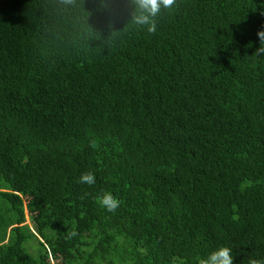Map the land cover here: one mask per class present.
I'll return each mask as SVG.
<instances>
[{"label":"trees","instance_id":"1","mask_svg":"<svg viewBox=\"0 0 264 264\" xmlns=\"http://www.w3.org/2000/svg\"><path fill=\"white\" fill-rule=\"evenodd\" d=\"M141 14L0 0V264H264V0Z\"/></svg>","mask_w":264,"mask_h":264},{"label":"clouds","instance_id":"2","mask_svg":"<svg viewBox=\"0 0 264 264\" xmlns=\"http://www.w3.org/2000/svg\"><path fill=\"white\" fill-rule=\"evenodd\" d=\"M175 0H136L138 9L142 10V14L135 17L139 24H149L148 31L155 32L156 25L151 23V17H154L161 8L170 9L174 6ZM257 36L264 41V31H258ZM80 182L88 185L95 184V176L91 172L81 174ZM99 203L109 212H114L119 207V201L109 192H104L99 197ZM75 235L74 232L69 234ZM204 264H233L232 251L228 246H218L208 257ZM248 264H261L254 258H250Z\"/></svg>","mask_w":264,"mask_h":264},{"label":"rangeland","instance_id":"3","mask_svg":"<svg viewBox=\"0 0 264 264\" xmlns=\"http://www.w3.org/2000/svg\"><path fill=\"white\" fill-rule=\"evenodd\" d=\"M25 218H26V219H25V220H26V223L30 225V220H29V218H28V211H25ZM29 225H28V226H29ZM31 251H34V248H31Z\"/></svg>","mask_w":264,"mask_h":264}]
</instances>
